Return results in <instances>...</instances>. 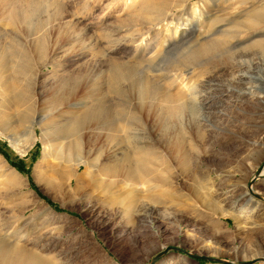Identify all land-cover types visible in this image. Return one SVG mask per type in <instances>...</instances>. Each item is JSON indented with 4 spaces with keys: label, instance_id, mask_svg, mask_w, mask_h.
Masks as SVG:
<instances>
[{
    "label": "rangeland",
    "instance_id": "obj_1",
    "mask_svg": "<svg viewBox=\"0 0 264 264\" xmlns=\"http://www.w3.org/2000/svg\"><path fill=\"white\" fill-rule=\"evenodd\" d=\"M151 1L137 0L136 7H128L123 0H41L30 21L18 27L24 47L11 53H26L33 69L42 63L39 76L34 69L20 78V87L33 101L32 121L39 134V122L62 126L76 121L88 128L117 118L144 123L146 114L162 102V94L198 95L197 102L206 109L189 103L185 109H173L165 122L181 129L189 154L179 179L185 191L178 204L169 203L160 191L125 206L112 201L126 203L127 194L113 200L94 188L72 196L47 193L33 173L43 143L38 140L24 152L27 130L21 116L10 114L6 125H0V148L5 152L0 150V186L11 192L0 201L13 218L1 226L0 253L11 252L7 245L18 236L25 245L45 233L55 240L46 252L72 253L62 257L61 264H168L178 258L172 264H226L207 257L264 264L260 257H249H264V145L246 146L248 141L264 143V79H259L260 72L264 78V49L248 47L264 39V27L242 33L233 42L236 57L224 67L210 72L219 51L193 60L198 64L193 72L176 66L203 37L217 33L219 28L212 26L218 19H245L250 10L264 6V0H164L173 1L181 17L177 41L170 46L164 45L165 24L145 32L133 17ZM136 34H141L137 42ZM12 35L11 26L0 18V41ZM159 46H164L162 55L150 59L151 47ZM164 154L160 149L150 155L162 167ZM6 163L26 176L29 185L23 186ZM75 186L73 181L70 189ZM30 190L39 206L29 201ZM255 204L257 210L249 213ZM217 207L224 213H216ZM170 212L184 219L165 222L156 216Z\"/></svg>",
    "mask_w": 264,
    "mask_h": 264
},
{
    "label": "bare ground",
    "instance_id": "obj_2",
    "mask_svg": "<svg viewBox=\"0 0 264 264\" xmlns=\"http://www.w3.org/2000/svg\"><path fill=\"white\" fill-rule=\"evenodd\" d=\"M40 1L0 0V18L7 25L11 26L13 33L9 37V40L0 41V125L2 127L6 125V120L10 114L21 116L22 123L27 130L25 137L22 139L23 144L21 146L24 152L30 150L38 140L42 141V154L33 169L37 181L47 193L55 195L72 196L86 188H94L106 195H111L113 200L122 194L128 195L129 201L126 203L123 200H117V202L112 201L116 205L131 204L143 194H151L157 191L162 192L161 194L165 195L163 196L165 197L164 199L169 203L178 204L181 195L185 191L181 187L179 179L183 173L184 165L188 162L189 154L183 144L181 129L174 125L166 124L165 122L169 116L173 115V109L175 110V108H178V110L185 109L189 106V103H196L197 105L199 103L203 109L207 107L201 104V101L197 102L198 95L193 91L187 94V96L185 94V97L184 95L180 96L181 94L179 95L178 93H166L162 94V102L158 100L159 103L146 114L144 123L136 122L130 118H117L113 122L88 128L77 126L76 121L66 123L62 126L46 125L39 122V134L35 122L32 121L34 116L32 114L34 113L33 101L27 95L26 90L20 87L21 76L24 74L28 76L29 73H33L35 68L29 67L31 61L26 53L25 55L21 53V55L16 56V52L11 53V51L16 50L17 46H23L20 38H18V33L20 32L18 27L22 21H30ZM135 1L137 0H123V3L125 6L130 7L135 6ZM182 1L184 2L186 0ZM233 1L234 4H245L248 0ZM255 1L261 2V0ZM144 7L145 10L142 9L143 12L136 13L137 15L133 16L138 19L141 31L150 32L154 29H160V26L165 24L163 30L167 33V36L164 39V45L170 46L176 42L181 17L180 14L174 12V2L152 0ZM225 20L218 19L215 22L212 27L219 28L217 33L211 37H203L192 54L177 63V70L186 68L193 72L198 67L197 62L193 60L198 57L208 56L217 51L221 54L213 58L214 64L210 72L214 68L226 66L232 58L236 57L235 51L232 50L233 42L238 41L240 35L248 30L264 27V6L250 10L246 14L245 19H234L228 23H225ZM140 35L136 34L134 41L137 42ZM38 45V42H33L32 44L35 48H38ZM248 47L264 49V39L257 40L249 44ZM151 49L152 56L150 59L153 60L157 59V55H162L164 46H159L157 49L151 47ZM244 55L245 52L243 51L239 54L242 57V61ZM10 56L15 58H10ZM12 62L15 63L14 66L11 65ZM41 68L42 63L37 65L35 69L36 75L39 76ZM177 76L174 78L175 80H177ZM259 79H264L261 72L259 73ZM208 88L211 89L212 85L210 84ZM180 97L186 100L188 99L187 102H179ZM155 121L163 122V126L160 127L154 125V123H150ZM256 145L262 146L264 143L248 141L246 144L247 147L252 148ZM160 149L165 153L162 167L155 164V161L150 155L160 152ZM7 166L10 172L16 173L23 186L29 185L26 176L16 171L10 165L7 164ZM73 181L76 182V186L72 190L70 187H72ZM3 187L0 186V200L5 193L11 192L6 189L7 186ZM74 190L75 192L73 193ZM248 194L249 190L246 192V195ZM28 197L32 205H40L39 200L32 190H30ZM181 201L179 203H182ZM2 204L3 202L0 201V241L3 240L1 237V226L3 222L13 218L11 215H7L6 210H2ZM257 208L258 205L255 204L248 211L252 214ZM216 210H218L216 213H224L223 208L219 209L217 207ZM22 211H25V209H22ZM117 215H119V212L116 211L114 217H117ZM156 216L165 222H171L172 218L184 219L183 215H177L175 212H170L165 215L159 213ZM14 218L20 219V217L16 216ZM133 221L135 222V220H132L131 223ZM53 237L43 233L31 241L26 240L25 245H20L19 242L22 240V237L18 236L13 240V243L10 242V245H7V247L11 248L12 253H0V264H61L60 260L63 259L62 257L72 253H68L69 250L67 249H61L57 252H46L47 245L51 246L52 242L55 241ZM243 246L245 247V244ZM249 257H260L264 260V257L260 256L259 253L251 254ZM176 261H180V258L174 259L168 264L175 263Z\"/></svg>",
    "mask_w": 264,
    "mask_h": 264
},
{
    "label": "water",
    "instance_id": "obj_3",
    "mask_svg": "<svg viewBox=\"0 0 264 264\" xmlns=\"http://www.w3.org/2000/svg\"><path fill=\"white\" fill-rule=\"evenodd\" d=\"M257 176H258V174L256 175V177ZM255 196H257L258 198H261L257 194H255ZM207 259L218 261V262H223V263H226V264H252L253 263V262H237V263H235V262H231V261H228V260H225V259H221V258H216V257H207Z\"/></svg>",
    "mask_w": 264,
    "mask_h": 264
},
{
    "label": "trees",
    "instance_id": "obj_4",
    "mask_svg": "<svg viewBox=\"0 0 264 264\" xmlns=\"http://www.w3.org/2000/svg\"><path fill=\"white\" fill-rule=\"evenodd\" d=\"M0 150H1L2 152H4V151H3L1 148H0ZM4 153H5V152H4ZM17 166H20V167H22L21 165H18V164H17Z\"/></svg>",
    "mask_w": 264,
    "mask_h": 264
}]
</instances>
